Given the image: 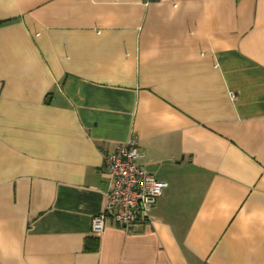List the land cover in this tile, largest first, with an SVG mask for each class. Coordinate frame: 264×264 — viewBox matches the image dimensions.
Masks as SVG:
<instances>
[{
    "label": "crops",
    "instance_id": "obj_1",
    "mask_svg": "<svg viewBox=\"0 0 264 264\" xmlns=\"http://www.w3.org/2000/svg\"><path fill=\"white\" fill-rule=\"evenodd\" d=\"M131 137L167 187L94 234ZM0 264H264V0H0Z\"/></svg>",
    "mask_w": 264,
    "mask_h": 264
},
{
    "label": "built area",
    "instance_id": "obj_2",
    "mask_svg": "<svg viewBox=\"0 0 264 264\" xmlns=\"http://www.w3.org/2000/svg\"><path fill=\"white\" fill-rule=\"evenodd\" d=\"M138 140L131 137L104 156L108 176L103 209L91 220V232L101 233L107 222L125 231L150 220V214L167 185L150 176L137 161Z\"/></svg>",
    "mask_w": 264,
    "mask_h": 264
}]
</instances>
